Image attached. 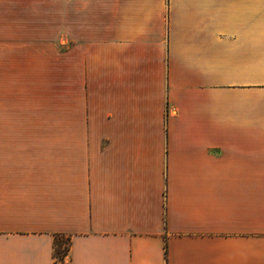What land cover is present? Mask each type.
<instances>
[{"label":"crops","instance_id":"1","mask_svg":"<svg viewBox=\"0 0 264 264\" xmlns=\"http://www.w3.org/2000/svg\"><path fill=\"white\" fill-rule=\"evenodd\" d=\"M43 1H0V264H264V0Z\"/></svg>","mask_w":264,"mask_h":264},{"label":"trees","instance_id":"2","mask_svg":"<svg viewBox=\"0 0 264 264\" xmlns=\"http://www.w3.org/2000/svg\"><path fill=\"white\" fill-rule=\"evenodd\" d=\"M71 243L72 241L70 237H66L64 235L56 236L54 243L55 264H65V258L70 254ZM59 255H62L63 258H60ZM167 256H168V248L166 246V257Z\"/></svg>","mask_w":264,"mask_h":264},{"label":"rangeland","instance_id":"3","mask_svg":"<svg viewBox=\"0 0 264 264\" xmlns=\"http://www.w3.org/2000/svg\"><path fill=\"white\" fill-rule=\"evenodd\" d=\"M1 1V0H0ZM3 2L4 3H9L10 5H9V7H13V5L12 4H16L17 2H18V0H3ZM16 2V3H15ZM43 3H44V5L45 6H48V0H44L43 1ZM0 33H1V29H0ZM12 34H14V33H12ZM11 33H10V36L12 35ZM45 35H47V31H46V33H45ZM12 37V36H11ZM47 67H48V65H47ZM43 75H44V73H42V80L44 81V86L46 87V86H48V83L46 84V82H47V80L46 79H48V78H50V74L46 71V74L44 75V77H43ZM49 87V86H48ZM51 98V100H52V104H55V96H52V97H50ZM49 97L48 96H43L42 95V106L44 105V104H49ZM42 109H44V108H42ZM43 115V114H42ZM43 118V117H42ZM59 257L60 258H63L62 257V255H59ZM70 263V260H69V255L65 258V264H69Z\"/></svg>","mask_w":264,"mask_h":264}]
</instances>
